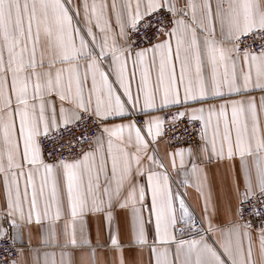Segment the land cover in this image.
<instances>
[{
    "label": "snow or ice",
    "instance_id": "snow-or-ice-1",
    "mask_svg": "<svg viewBox=\"0 0 264 264\" xmlns=\"http://www.w3.org/2000/svg\"><path fill=\"white\" fill-rule=\"evenodd\" d=\"M0 264H264V0H0Z\"/></svg>",
    "mask_w": 264,
    "mask_h": 264
},
{
    "label": "crops",
    "instance_id": "crops-1",
    "mask_svg": "<svg viewBox=\"0 0 264 264\" xmlns=\"http://www.w3.org/2000/svg\"><path fill=\"white\" fill-rule=\"evenodd\" d=\"M183 147H185V145L184 146H171L168 148V150L174 151L176 149L183 148ZM223 177H224L223 166L217 167L215 164H213V165H210L207 167V182L206 183L201 185V181L198 180L194 176L191 177V179L196 181L197 187H202L203 193L208 192L209 185H210L213 202H221L226 195V188H225V184L223 183ZM197 187L189 186L187 188V190H186L187 202L191 205L192 209L195 210V213L198 216H203V213H202L203 198H202V195L198 192ZM181 191H185V189L181 188ZM216 222H219V220H217ZM90 227L92 230V240H93V243H95L97 240V235H96L95 221L94 220L90 221ZM193 232H195V229H193ZM178 235L180 238H182L184 240H190V239H194V238L198 239V237H195L194 235L189 234L187 232L179 233ZM213 235H217V234L214 233ZM99 239L102 242L105 239L102 230H101ZM25 240H27V236H25ZM33 243H36V241L33 240ZM101 251H102V254L104 256H107V252H103V250H101ZM126 255H128V254L126 253Z\"/></svg>",
    "mask_w": 264,
    "mask_h": 264
},
{
    "label": "built area",
    "instance_id": "built-area-1",
    "mask_svg": "<svg viewBox=\"0 0 264 264\" xmlns=\"http://www.w3.org/2000/svg\"><path fill=\"white\" fill-rule=\"evenodd\" d=\"M189 139H190V140H195V136L190 137ZM172 146H184V144H174V145H172Z\"/></svg>",
    "mask_w": 264,
    "mask_h": 264
}]
</instances>
